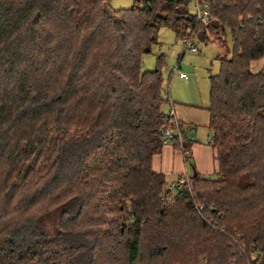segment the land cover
<instances>
[{
	"label": "trees",
	"instance_id": "1",
	"mask_svg": "<svg viewBox=\"0 0 264 264\" xmlns=\"http://www.w3.org/2000/svg\"><path fill=\"white\" fill-rule=\"evenodd\" d=\"M191 1L0 0V264H264V0H207V24ZM162 27L233 40L209 75L218 175L169 203L164 56L141 69Z\"/></svg>",
	"mask_w": 264,
	"mask_h": 264
},
{
	"label": "crops",
	"instance_id": "2",
	"mask_svg": "<svg viewBox=\"0 0 264 264\" xmlns=\"http://www.w3.org/2000/svg\"><path fill=\"white\" fill-rule=\"evenodd\" d=\"M175 36L182 43L184 35L176 34ZM220 36L226 42V33ZM209 42L217 43L218 47L221 48V51L217 55L218 59L225 51H228L224 44L219 43V39ZM181 57L182 55H179V60ZM175 68L180 69V65L177 64ZM250 69L252 72L264 70V57L252 61ZM174 72L177 74L175 83L179 84L181 88L184 86L188 87V85L196 86L195 82L198 80L196 75L188 74V79H183L175 70L172 72V75ZM188 97L190 98V94H179L178 91L173 93L171 90L166 98V102L162 106L163 113L169 110L170 105L174 107L175 118L183 130L184 143L189 149V154L186 155L182 153L174 142H171L162 145L161 151L153 156L152 169L155 172L161 173L166 183L176 181L182 176L190 177L194 173H198L205 178H216L218 175L216 152L211 143L212 132L208 128L209 112L207 108L209 102L206 103L205 100L204 103L202 97H199L196 101ZM189 128L193 129V138L189 134Z\"/></svg>",
	"mask_w": 264,
	"mask_h": 264
},
{
	"label": "rangeland",
	"instance_id": "3",
	"mask_svg": "<svg viewBox=\"0 0 264 264\" xmlns=\"http://www.w3.org/2000/svg\"><path fill=\"white\" fill-rule=\"evenodd\" d=\"M108 5L112 9H121V8H129L133 4V0H107ZM192 3L188 4V9L191 14H193V9L191 8ZM176 32H174L169 27H163L160 29L157 37V43H155L150 53L142 56V71L146 70H154L156 65V60L158 55L164 56V64L161 66V74L163 78V96L167 98L170 91L173 93L178 91L179 94H190V98L193 101L202 97L203 102H209V74H216L219 70V59L217 55L221 48L218 47L217 43L209 42L202 43L197 39L195 40V44L197 49L199 50L197 53H192L190 51H186L183 45V42L180 43V40L176 39ZM216 35L211 37L210 41H216L219 39V43L227 47L228 53L230 55V51L232 50L233 40L229 31H226V42L223 41L222 36ZM225 50V49H224ZM179 55H182L179 60ZM180 65V70L187 73L196 75L198 80L195 82L196 86L188 85V87H180L179 84L175 83V77L177 74L172 75L176 65ZM189 84V83H188ZM192 95V96H191ZM198 96V97H197ZM188 99V100H189ZM192 101V102H193ZM55 216L53 215L50 219H45L46 224L51 227L55 222ZM143 249L141 248V252ZM143 258L146 259V255H143ZM204 259L199 258L196 264H204ZM142 264V263H140Z\"/></svg>",
	"mask_w": 264,
	"mask_h": 264
},
{
	"label": "built area",
	"instance_id": "4",
	"mask_svg": "<svg viewBox=\"0 0 264 264\" xmlns=\"http://www.w3.org/2000/svg\"><path fill=\"white\" fill-rule=\"evenodd\" d=\"M191 8L193 11V16L195 20L199 24H207L210 17V9L207 0H192ZM140 6H143L141 4ZM196 37L194 35H185L182 38V42L186 51H190L192 53H197L198 49L195 44ZM178 75L183 79H188V74L181 71L179 68L174 69ZM165 118L169 121V125H164L160 130V138L162 145L174 142L184 154H189V149L186 147L184 143L183 130L180 128V124L175 118V109L172 105H170L169 110L165 114ZM191 138L194 137L193 129H188ZM188 181V177L182 176L179 177L176 181L169 182L165 184V189L169 190L171 195H161L160 198L165 201V203H169L171 201V197L176 195L181 187L186 184ZM244 247V243H239V248L241 250Z\"/></svg>",
	"mask_w": 264,
	"mask_h": 264
}]
</instances>
